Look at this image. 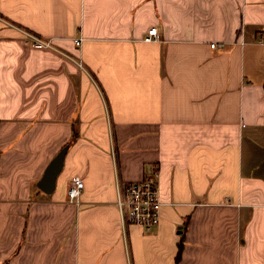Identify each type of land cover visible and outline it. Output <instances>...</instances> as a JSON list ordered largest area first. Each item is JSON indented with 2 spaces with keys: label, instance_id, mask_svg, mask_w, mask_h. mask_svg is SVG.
<instances>
[{
  "label": "crops",
  "instance_id": "0c3cea01",
  "mask_svg": "<svg viewBox=\"0 0 264 264\" xmlns=\"http://www.w3.org/2000/svg\"><path fill=\"white\" fill-rule=\"evenodd\" d=\"M0 264H264V0H0Z\"/></svg>",
  "mask_w": 264,
  "mask_h": 264
},
{
  "label": "built area",
  "instance_id": "2783aa9c",
  "mask_svg": "<svg viewBox=\"0 0 264 264\" xmlns=\"http://www.w3.org/2000/svg\"><path fill=\"white\" fill-rule=\"evenodd\" d=\"M32 39V44L38 47H56L51 38L37 36L26 31ZM160 38L157 26L148 30L146 40L151 41ZM82 37L75 38L76 44H81ZM215 46V43H212ZM158 171L144 176L140 180L131 182L119 181L117 185L116 203L120 212V219L124 232L130 224H138L146 230H151L161 221L163 202L160 197L158 185ZM84 188V180L80 176H74L68 188V195L72 202H79Z\"/></svg>",
  "mask_w": 264,
  "mask_h": 264
},
{
  "label": "water",
  "instance_id": "95a60500",
  "mask_svg": "<svg viewBox=\"0 0 264 264\" xmlns=\"http://www.w3.org/2000/svg\"><path fill=\"white\" fill-rule=\"evenodd\" d=\"M67 149L66 145L52 158L39 182V186L46 192H52L55 189L56 178L63 167Z\"/></svg>",
  "mask_w": 264,
  "mask_h": 264
},
{
  "label": "trees",
  "instance_id": "16d2710c",
  "mask_svg": "<svg viewBox=\"0 0 264 264\" xmlns=\"http://www.w3.org/2000/svg\"><path fill=\"white\" fill-rule=\"evenodd\" d=\"M181 245L179 246V251H178V255H177V259L180 257V253H181Z\"/></svg>",
  "mask_w": 264,
  "mask_h": 264
}]
</instances>
